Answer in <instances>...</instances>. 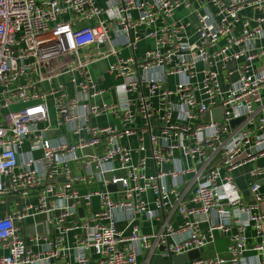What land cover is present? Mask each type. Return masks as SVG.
<instances>
[{"label":"built area","instance_id":"built-area-1","mask_svg":"<svg viewBox=\"0 0 264 264\" xmlns=\"http://www.w3.org/2000/svg\"><path fill=\"white\" fill-rule=\"evenodd\" d=\"M249 7L264 0H0V264H173L218 237L227 257L187 264H264V14ZM249 163L253 204L235 180ZM140 218L161 228L117 229Z\"/></svg>","mask_w":264,"mask_h":264},{"label":"crops","instance_id":"crops-1","mask_svg":"<svg viewBox=\"0 0 264 264\" xmlns=\"http://www.w3.org/2000/svg\"><path fill=\"white\" fill-rule=\"evenodd\" d=\"M186 13V10H180L178 12V15L179 16H183L185 15ZM260 13H263L264 14V8L261 12L257 11L256 9L252 8V7H249V8H246L244 9L242 12H241V15L243 18H246V16H250L251 18H253L255 15H258ZM256 21L253 20L252 22V25H256ZM152 40H148V39H145V40H142L140 43H139V46H138V49L136 50V55L139 57L141 56V54L144 52V50L149 47L150 45H152ZM132 50H130L129 48H124L122 50V54L123 55H130L132 54ZM264 59L260 58V60L258 59L256 61V64H260L261 62H263ZM108 64V61L107 60H103V61H100L98 62L97 64L93 65L92 66V71L93 73L95 74V76H97V78H99V82L104 85L105 87H109L111 84H112V78L106 74H104V70L106 68V65ZM236 65H237V62L233 61L230 63V67L232 69L236 68ZM236 76V74H235ZM232 77V79H235L236 77ZM177 82V78H172L171 79V82H170V85H174L175 83ZM224 86L226 87L227 86V82L224 83ZM110 120L113 122V123H116L117 121L114 120L113 118H110ZM124 143L132 148H137L138 146V138L137 136H131L129 138H126L124 139ZM40 153H37V155H39ZM257 164L259 165H264V156L257 159L256 161ZM255 165V163H249L243 167H240L239 169H237L235 171V180H236V183L245 199V202L247 204H253L254 203V196H253V193L250 189V182L252 181V179L250 178L248 172L249 170ZM169 167V166H167ZM152 166L150 164V168L149 170H152ZM190 177V176H189ZM169 183L172 182V179H168ZM263 182V180H261ZM94 188H97L98 187V184L95 183ZM82 189V192H87L88 191V188H86L85 186H82L81 187ZM37 191L38 190H35L34 191V195H33V198H31L32 202H36V200L34 198H36V194H37ZM145 197L149 200V202H153L154 200V195L151 191H147L145 192ZM63 203H59V205H61ZM82 209V208H81ZM100 209V203H99V198L94 196L92 198V212H97L99 211ZM80 210V209H79ZM0 213L2 215H4L6 213V207H0ZM83 216H81L80 212H79V218H84L87 217L90 215V211L88 208H85L84 209V212H83ZM45 220V215H41L39 217H37V221L42 223L43 221ZM171 221L174 223V225H179L182 223V219L177 215H173L172 218H171ZM134 225H138L140 227V230L144 233H151L153 231H158L160 228H161V224L159 222H149L147 220H145L144 218H140L138 219L137 221H135L133 224H131L129 226V223L125 222V221H119V223L117 224V229L120 231V232H123L125 236H128L130 233H131V229ZM248 236L250 238V245H253L255 243L254 241V232L252 229H250L248 231ZM218 238H222V237H218ZM224 240H226V242L228 243V239L227 238H224ZM209 249V248H208ZM207 250V249H206ZM211 252V251H210ZM149 252L147 251H144L142 253L141 256H139L138 258V264H146L148 261H149V264H170V260L169 259H166L164 257H162L160 255V252H156L153 256H151L150 258L149 257ZM91 257H92V261L90 264H95L96 262V258L95 256H93L91 254Z\"/></svg>","mask_w":264,"mask_h":264},{"label":"water","instance_id":"water-1","mask_svg":"<svg viewBox=\"0 0 264 264\" xmlns=\"http://www.w3.org/2000/svg\"><path fill=\"white\" fill-rule=\"evenodd\" d=\"M221 115H222V110L220 108H214L211 111L206 112V114L203 117V120L208 121L211 118H219V117H221ZM240 121H241V118L234 119L232 121V125L234 126L236 123H238ZM48 133L50 135V134H53L54 131L51 130ZM56 133H58V134L61 133V130H57ZM112 176H113L112 173H107L105 175V177L107 179H111ZM108 189H109V191H115L117 189L122 190L123 188H122V185L118 182L117 184L116 183L109 184ZM79 212H80L81 216L84 215L83 214V212H84L83 209H80ZM26 232L27 233H33L34 229L28 228V229H26ZM37 232L43 233L44 232V226L43 225L39 226L37 228ZM162 250H163V248H162ZM204 251H205L204 249H201L199 251L195 250V251H192V252H190V253H188L186 255L175 256L173 258V264H187L190 261H194L196 259H199V258H201L202 253H204Z\"/></svg>","mask_w":264,"mask_h":264},{"label":"rangeland","instance_id":"rangeland-1","mask_svg":"<svg viewBox=\"0 0 264 264\" xmlns=\"http://www.w3.org/2000/svg\"><path fill=\"white\" fill-rule=\"evenodd\" d=\"M61 65H62L61 62L58 63L57 68L60 67ZM227 246H228V243L226 242V240H224V238H218L215 245H211L210 247L212 256L214 257L216 255H221V253H227ZM203 256L204 258H207L210 256L208 249L203 253Z\"/></svg>","mask_w":264,"mask_h":264},{"label":"trees","instance_id":"trees-1","mask_svg":"<svg viewBox=\"0 0 264 264\" xmlns=\"http://www.w3.org/2000/svg\"><path fill=\"white\" fill-rule=\"evenodd\" d=\"M213 245H215V244H213ZM210 247H211V246H210ZM210 247H209V249H208V251H209V253H210V256L207 257V258H211V257H213L212 254H211V252H210ZM225 254H226V255H225ZM220 256H222V257H227L228 255H227V253H221ZM203 258H204V256H203Z\"/></svg>","mask_w":264,"mask_h":264}]
</instances>
